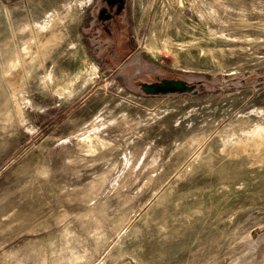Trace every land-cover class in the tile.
<instances>
[{
    "label": "rangeland",
    "instance_id": "374dc122",
    "mask_svg": "<svg viewBox=\"0 0 264 264\" xmlns=\"http://www.w3.org/2000/svg\"><path fill=\"white\" fill-rule=\"evenodd\" d=\"M96 2L0 0V264H264V0Z\"/></svg>",
    "mask_w": 264,
    "mask_h": 264
},
{
    "label": "flooded vegetation",
    "instance_id": "af4514ba",
    "mask_svg": "<svg viewBox=\"0 0 264 264\" xmlns=\"http://www.w3.org/2000/svg\"><path fill=\"white\" fill-rule=\"evenodd\" d=\"M96 13L91 26L92 33L98 42L103 45L102 55L109 59L128 58L127 46L132 44L128 30L127 0H97ZM163 80L149 83L161 84ZM139 83V82H137ZM141 86L145 82H140Z\"/></svg>",
    "mask_w": 264,
    "mask_h": 264
},
{
    "label": "water",
    "instance_id": "95a60500",
    "mask_svg": "<svg viewBox=\"0 0 264 264\" xmlns=\"http://www.w3.org/2000/svg\"><path fill=\"white\" fill-rule=\"evenodd\" d=\"M146 94L163 95L170 93H195L194 87L187 85L183 80H163L158 83H144L141 87Z\"/></svg>",
    "mask_w": 264,
    "mask_h": 264
}]
</instances>
